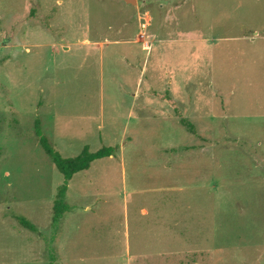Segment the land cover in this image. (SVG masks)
<instances>
[{
    "label": "rangeland",
    "instance_id": "1",
    "mask_svg": "<svg viewBox=\"0 0 264 264\" xmlns=\"http://www.w3.org/2000/svg\"><path fill=\"white\" fill-rule=\"evenodd\" d=\"M0 264H264V0H0Z\"/></svg>",
    "mask_w": 264,
    "mask_h": 264
},
{
    "label": "trees",
    "instance_id": "2",
    "mask_svg": "<svg viewBox=\"0 0 264 264\" xmlns=\"http://www.w3.org/2000/svg\"><path fill=\"white\" fill-rule=\"evenodd\" d=\"M189 126L190 129L193 130L192 124H189ZM34 128L41 147L64 176L63 183L57 188L53 203L52 222L55 223L63 216V214L70 211V207L65 199L69 181L74 174L88 169L91 166V163L96 159L114 155L116 147L102 146L96 151H91L89 146L86 145L78 155L74 157H64L52 146L49 139L42 133L39 119L35 120ZM15 218L23 227L31 231H38L37 226L25 216L16 214ZM51 259H55L53 255L51 256Z\"/></svg>",
    "mask_w": 264,
    "mask_h": 264
},
{
    "label": "water",
    "instance_id": "3",
    "mask_svg": "<svg viewBox=\"0 0 264 264\" xmlns=\"http://www.w3.org/2000/svg\"><path fill=\"white\" fill-rule=\"evenodd\" d=\"M127 2H130V3H132L133 2V0H126Z\"/></svg>",
    "mask_w": 264,
    "mask_h": 264
}]
</instances>
